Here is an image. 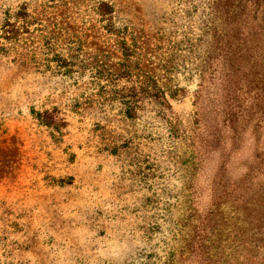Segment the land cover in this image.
<instances>
[{
	"label": "rangeland",
	"instance_id": "1",
	"mask_svg": "<svg viewBox=\"0 0 264 264\" xmlns=\"http://www.w3.org/2000/svg\"><path fill=\"white\" fill-rule=\"evenodd\" d=\"M220 13L243 14L237 39ZM222 28L248 105L264 0H0V264H162L208 214L223 261L241 219L223 193L252 167L264 194V124L228 152Z\"/></svg>",
	"mask_w": 264,
	"mask_h": 264
},
{
	"label": "trees",
	"instance_id": "2",
	"mask_svg": "<svg viewBox=\"0 0 264 264\" xmlns=\"http://www.w3.org/2000/svg\"><path fill=\"white\" fill-rule=\"evenodd\" d=\"M219 18L221 19L223 27H225V23H229V19H231L230 22L233 24L232 26H234V33L237 39L238 32L241 33L242 21H244L243 14L220 13ZM226 37L227 33L224 31V28H222L219 33L215 34L216 41L213 46H215V48L218 46L219 56L222 55L225 61L224 65L226 66V72L224 73L226 81V86L224 88L225 95H222L220 98L219 106H221L220 112L222 116H224V118H222V126L227 127L232 135L229 143L230 149H228L230 153L236 148L235 138L238 128L244 131L245 125L252 123V121H261L264 124V69L261 70L259 81H253L252 79L249 81H247L248 79L246 80L247 86H258L261 90V94L258 95L252 103L250 102L248 105L245 104L241 106L238 100V91L240 90L239 85L241 82L238 73H244L242 64L244 63L246 55L241 54V50L238 46L232 49H224ZM245 51L246 50H244V52ZM255 74H257V72H255ZM260 127H262V125ZM262 133L264 134V132ZM258 147L259 146L256 145V149ZM259 148H261V151L258 152V154L264 155V142L261 143ZM252 172L253 168L250 167L249 173L244 178V187L240 193L237 194L234 188L230 192L223 193L225 195L224 200L235 210L240 212L241 219L239 227L234 228L237 232L235 237L231 240L232 244L228 247L229 252L226 254L223 261H220V264H264V194L255 192L252 188L250 183ZM215 210H217V208ZM208 215L194 218V222L189 221L187 226H184V228L187 229L186 232L188 236L183 239L180 255L175 258V252L169 253V256L162 264H184L188 258L185 257L184 254L190 249L194 250L195 248L201 247L203 250L213 246H204V235L207 233L205 231L206 228L213 225L211 228L213 229L214 225L217 224L214 221L212 222L211 219L208 218ZM217 254L218 253H213L212 251L208 252L205 249V255L203 254L205 257H202L201 261H198V263L218 264L220 257H218Z\"/></svg>",
	"mask_w": 264,
	"mask_h": 264
}]
</instances>
